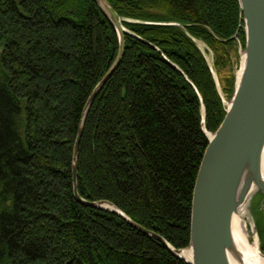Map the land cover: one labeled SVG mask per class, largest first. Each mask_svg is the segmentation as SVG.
Instances as JSON below:
<instances>
[{
  "label": "trees",
  "instance_id": "16d2710c",
  "mask_svg": "<svg viewBox=\"0 0 264 264\" xmlns=\"http://www.w3.org/2000/svg\"><path fill=\"white\" fill-rule=\"evenodd\" d=\"M108 1L132 34L87 114L77 191L184 248L205 131L234 91L242 13L237 0ZM117 50L94 0H0V264H187L73 194L83 107ZM255 225L264 253V210Z\"/></svg>",
  "mask_w": 264,
  "mask_h": 264
},
{
  "label": "water",
  "instance_id": "95a60500",
  "mask_svg": "<svg viewBox=\"0 0 264 264\" xmlns=\"http://www.w3.org/2000/svg\"><path fill=\"white\" fill-rule=\"evenodd\" d=\"M94 1L115 28L118 50L111 66L94 86L83 107L72 153L74 197L83 205L117 214L134 228L157 238L170 253L187 264H231V256L241 260L232 236L233 215L244 203L246 207L247 203H254L250 208L255 213L258 210L254 208L260 203L258 196L261 195L260 201L264 200V173L261 161L264 149V0H237L243 17L245 45L236 73L234 91L231 98L225 102V116L215 132L205 131L208 144L195 178L189 243L184 248L173 247L161 235L132 220L109 200L89 201L78 194V148L87 114L95 97L123 57L124 33L132 34L123 26V18L108 0ZM203 46L206 48L204 44ZM200 50L204 55L202 47ZM208 66L218 86L213 64ZM253 185L257 189L250 194ZM252 231L257 234L255 222ZM185 249H190V260L182 255ZM260 252L264 256L261 250Z\"/></svg>",
  "mask_w": 264,
  "mask_h": 264
},
{
  "label": "bare ground",
  "instance_id": "6f19581e",
  "mask_svg": "<svg viewBox=\"0 0 264 264\" xmlns=\"http://www.w3.org/2000/svg\"><path fill=\"white\" fill-rule=\"evenodd\" d=\"M262 169L264 173V149L262 152ZM257 187L253 185L250 189V194L255 192ZM246 204L244 203L238 209V211L233 215L232 218V236L233 241L236 246L238 253L241 255V260H238L236 257L231 256V264H264V256L261 255L259 247V238L258 235L253 233V236H250L248 233L247 226V216H246ZM182 255L190 260V249H185Z\"/></svg>",
  "mask_w": 264,
  "mask_h": 264
},
{
  "label": "rangeland",
  "instance_id": "374dc122",
  "mask_svg": "<svg viewBox=\"0 0 264 264\" xmlns=\"http://www.w3.org/2000/svg\"><path fill=\"white\" fill-rule=\"evenodd\" d=\"M198 45H199L200 48L201 47L203 48L204 57L206 58V61H207L208 65H210L212 63V58L209 57V53H208L209 51L203 46L202 43H199ZM239 54H240V59H241L242 51L240 49H239ZM233 68H234L235 72L237 73L238 69L236 68V66H233ZM225 102H227V101L225 100ZM257 195H258V193H257ZM258 199H259L258 202H260V203L257 206V208H254V209L255 210L257 209L258 211L264 210V200L260 201V196H259ZM253 206H254V203L253 204L247 203V208H246V211H247L246 212V216H247L246 222H247V226H248V233L250 234V236L254 235L253 231H252V226H253V224L255 222V218H256V212L253 213L252 209L250 208V207H253Z\"/></svg>",
  "mask_w": 264,
  "mask_h": 264
},
{
  "label": "built area",
  "instance_id": "2783aa9c",
  "mask_svg": "<svg viewBox=\"0 0 264 264\" xmlns=\"http://www.w3.org/2000/svg\"><path fill=\"white\" fill-rule=\"evenodd\" d=\"M209 53V57H211V53L210 52H208Z\"/></svg>",
  "mask_w": 264,
  "mask_h": 264
}]
</instances>
